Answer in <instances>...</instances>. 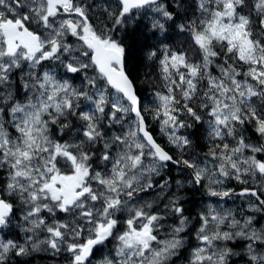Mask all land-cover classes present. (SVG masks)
Returning a JSON list of instances; mask_svg holds the SVG:
<instances>
[{"label": "snow or ice", "instance_id": "obj_1", "mask_svg": "<svg viewBox=\"0 0 264 264\" xmlns=\"http://www.w3.org/2000/svg\"><path fill=\"white\" fill-rule=\"evenodd\" d=\"M105 248L264 264V0H0V264Z\"/></svg>", "mask_w": 264, "mask_h": 264}, {"label": "trees", "instance_id": "obj_2", "mask_svg": "<svg viewBox=\"0 0 264 264\" xmlns=\"http://www.w3.org/2000/svg\"><path fill=\"white\" fill-rule=\"evenodd\" d=\"M184 39L185 37L183 34H179V35L174 34V39L170 41L169 43L174 46H180L182 42L184 41ZM134 76L136 79L137 92H138V95L140 96L143 107L146 109L154 108L155 105L153 101L155 97L153 93L154 91L159 90L158 88L159 80H158L157 70L147 65H141L139 67V70L136 73H134ZM147 118L149 121L150 130L153 132V135L157 139V142L160 143L162 147H165L166 150H169L172 154L175 155L176 154L175 150L172 148L170 144H168L167 138L160 133L159 123L156 121H153L150 115H148ZM199 143L201 145L206 143L204 136L200 137ZM169 168L174 177L183 178V176L180 175L179 169L175 168L172 165H169ZM189 196H191L190 193H189ZM194 199L197 201H200L204 198L200 194H197ZM106 254H107V248H105L101 254L97 255L94 261L103 259V256ZM15 259L18 261H21L22 264H65L64 254L53 257L48 253L37 252V253H33L31 256H28V257H20V258H15ZM94 261H93V264H95ZM177 264H184V262L177 261Z\"/></svg>", "mask_w": 264, "mask_h": 264}, {"label": "rangeland", "instance_id": "obj_3", "mask_svg": "<svg viewBox=\"0 0 264 264\" xmlns=\"http://www.w3.org/2000/svg\"><path fill=\"white\" fill-rule=\"evenodd\" d=\"M99 261V260H98ZM98 261H94L95 262V264H98Z\"/></svg>", "mask_w": 264, "mask_h": 264}]
</instances>
